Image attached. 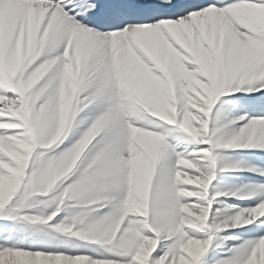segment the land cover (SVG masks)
Returning a JSON list of instances; mask_svg holds the SVG:
<instances>
[{
  "label": "snow or ice",
  "instance_id": "1",
  "mask_svg": "<svg viewBox=\"0 0 264 264\" xmlns=\"http://www.w3.org/2000/svg\"><path fill=\"white\" fill-rule=\"evenodd\" d=\"M0 264H264V0H0Z\"/></svg>",
  "mask_w": 264,
  "mask_h": 264
}]
</instances>
